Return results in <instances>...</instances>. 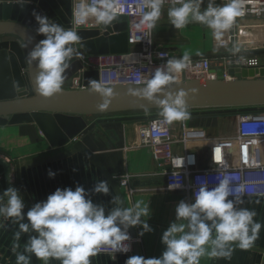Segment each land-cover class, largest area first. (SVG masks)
<instances>
[{"label":"clouds","instance_id":"9594fccd","mask_svg":"<svg viewBox=\"0 0 264 264\" xmlns=\"http://www.w3.org/2000/svg\"><path fill=\"white\" fill-rule=\"evenodd\" d=\"M166 2L143 0L146 11L140 23L149 34L156 27ZM19 3L23 7L30 0H19ZM204 4L205 0H174L167 12L170 24L179 30L198 23L211 29L213 36L220 40L237 18L245 14L244 0H227L222 4H217V0H207L202 10ZM116 7L117 0H78L73 15L77 23L91 18L97 25L108 26L117 19ZM33 16L37 23L35 33L44 38L32 47L27 63L32 65L35 62L37 93L49 98L62 91L72 61L84 59V54L76 47L81 37L77 31L65 28L46 15L33 12ZM239 51L238 47L232 49L233 54ZM165 55L159 54L161 59ZM190 62L188 52L167 59L140 90L144 98L160 107V115L168 123L190 119L186 93L183 90L175 93L165 90L173 82V74L188 68ZM250 63L255 64L256 61ZM91 89L101 97V106L106 107L113 96L112 88L92 80ZM55 175L48 171L49 178ZM216 181L210 188L208 181L200 180L192 202L181 200L177 204L175 220L161 235L164 250L158 258L131 256L125 264H200L203 257L230 259L235 248L250 249L259 237L262 224L254 219L257 215L255 210L241 207L244 203L243 186L235 185L228 175L217 176ZM180 187L179 183L168 186L169 190ZM91 192L108 195V182L98 181ZM112 203L117 206L106 212L103 205L94 204L89 193L77 185L75 190L57 188L46 200L35 203L24 213L25 203L19 190L9 187L0 195V217L11 219L18 225L19 230L14 233L17 242L22 234L35 233L24 244L23 252L17 253V264H30L28 254L43 264H49L50 260H58L60 264H91L90 257L97 256L102 249L109 251L113 260L117 253L130 252L132 237L128 230L139 227L138 237L152 232L147 223L151 210L148 204L142 206L141 202L132 207L119 206L117 199ZM25 218L27 223L23 222ZM18 247L19 244H15L14 250Z\"/></svg>","mask_w":264,"mask_h":264},{"label":"crops","instance_id":"0c3cea01","mask_svg":"<svg viewBox=\"0 0 264 264\" xmlns=\"http://www.w3.org/2000/svg\"><path fill=\"white\" fill-rule=\"evenodd\" d=\"M225 2L227 0H217V4ZM206 3L207 0L202 5V10ZM172 6L173 4L163 6L161 17L154 27L157 46L168 48L174 57H180L184 52H188L190 56L202 55L212 58L230 54L234 47H238L240 51L237 53L255 56L259 60L257 68L246 70L254 71L257 76L260 70L264 69V7L250 8L245 19L236 20L233 27L217 40L211 29L198 23H191L183 29H174L167 16L168 9ZM17 37L10 28L0 27V42H15L13 47L16 49L20 47L28 67L27 56L30 46L24 40L17 42ZM16 49L13 58L20 64ZM138 50L137 46L127 48V52ZM197 52L200 55H197ZM33 69L36 75L35 63ZM24 70L27 69H21V73H16L20 82H26L22 74ZM188 111L190 119L169 123L173 140L172 150L175 154L193 151L196 167L209 168V141L234 137L237 132V115L241 110L221 108L188 109ZM146 119L142 113L98 115L86 120L85 129L76 136V139L98 158L112 176L119 178L129 175L128 187L122 188L127 206L132 207L135 203L141 202L142 206L148 204L151 210L147 223L153 231L138 237L137 233L141 229L135 227L140 256L158 258L164 250L161 235L175 220L177 204L181 200L190 203L192 198L185 190L167 189L164 176L156 167L149 150L138 145L137 130ZM184 138L187 139L186 142H183ZM68 152L71 154L64 158L32 165ZM0 156L12 164L13 185L24 200L26 212L35 203L46 200L47 196L57 188L75 190L77 185L82 186L89 193V198L94 204L103 205L106 212L117 206L112 203V200L117 198L110 186L108 195L91 192L98 181H106V179L85 156L74 151L71 143L50 147L34 124L0 127ZM49 170L56 173L53 178H49ZM4 191L2 177L0 195ZM4 199L6 201L7 198ZM243 199L244 203L241 207L255 210L257 215L254 219L262 224L258 239L248 250L235 248L230 259L203 257L200 264H264V197H243ZM4 219L0 217V225H2L0 226V264H17L16 255L23 252L25 234H22L20 241H15L14 233L19 230L18 225L11 219L5 221ZM17 243L19 247L14 250V245ZM131 256H134L133 251L125 254L117 253L113 260L109 251H100L97 256L90 257V260L91 264H125ZM34 264H43V262L34 257ZM49 264H60V261L50 260Z\"/></svg>","mask_w":264,"mask_h":264},{"label":"water","instance_id":"95a60500","mask_svg":"<svg viewBox=\"0 0 264 264\" xmlns=\"http://www.w3.org/2000/svg\"><path fill=\"white\" fill-rule=\"evenodd\" d=\"M0 27L10 28L17 35V42L24 40L32 47L44 37L36 35L37 23L33 12L48 16L54 22L70 28L71 1L70 0H30L21 7L19 0H0ZM16 1L18 3H6ZM99 30H78L81 37L79 46L88 54L126 53V21L124 16H117L116 21L108 26L101 25ZM15 42H0V127L34 124L50 147H58L68 143L72 149L85 156L106 179L113 190L121 207H128L122 187L118 185V178L112 176L98 158L90 152L76 136L86 127V116L112 115L121 113H143L161 111L160 107L148 101L140 94L145 87L133 84H118L112 88L113 96L106 107L99 95L91 89V81L98 82L97 71L79 73L81 64L73 60L71 68L66 72L68 76L60 93L45 98L36 91L34 69L25 64L20 47H13ZM16 44V43H15ZM18 51L20 64L16 63L14 50ZM26 82H20L16 73H21ZM216 79L184 80L171 83L166 91L173 93L183 90L188 109H221L264 106V69L255 76L254 71L230 68L229 75L233 79H223L222 70H215ZM255 76V77H254ZM17 79V81H16ZM77 79V88L74 80ZM159 98H163L160 96ZM71 152L50 157L49 162L64 158ZM0 168L5 190L13 185L12 164L0 156ZM23 212L26 213L25 209ZM24 223H27L25 218ZM132 237V251L134 256H140L136 241V230L129 228ZM33 232L25 234V244ZM30 256V264H34V256Z\"/></svg>","mask_w":264,"mask_h":264},{"label":"built area","instance_id":"2783aa9c","mask_svg":"<svg viewBox=\"0 0 264 264\" xmlns=\"http://www.w3.org/2000/svg\"><path fill=\"white\" fill-rule=\"evenodd\" d=\"M71 1L70 29L78 31L91 28L95 22L89 19L84 23H77L74 9L78 0ZM94 2V0H89ZM174 0H167L164 6L173 4ZM264 7V0H244V15L237 20L245 19L249 9ZM146 9L143 0H117V16H124L126 21V39L131 46H137L138 51L126 53L88 54L79 45L77 49L84 54L79 73L97 71L98 82L113 87L118 84L146 85L151 75L158 67H162L167 59L174 58L170 50L157 46L154 38V28L149 34L141 25V18ZM101 32V25H97ZM160 53H166L163 59ZM191 62L185 70L174 73L172 83L184 80L216 79L215 70H222L223 79H233L229 75L230 68L250 69L259 66L255 56L235 53L220 57L190 56ZM255 60L252 64L250 61ZM77 88V79L74 80ZM187 139L184 138L183 142ZM137 142L146 147L153 161L164 176L165 187L179 183L180 188L193 199L200 180L208 181L209 187H214L216 177L228 175L235 185L243 186L244 197H264V106L255 109L241 110L237 115V132L232 138H220L209 141L210 167L198 169L193 151L175 154L172 150L173 140L169 123L159 114L150 117L139 126ZM214 160V162H213ZM2 173H0V179ZM129 175L118 178L120 187H128ZM232 198V197H229ZM5 221V219H4ZM133 241V240H132ZM137 241V238H136ZM105 251V250H101ZM132 252V244L131 251Z\"/></svg>","mask_w":264,"mask_h":264},{"label":"rangeland","instance_id":"374dc122","mask_svg":"<svg viewBox=\"0 0 264 264\" xmlns=\"http://www.w3.org/2000/svg\"><path fill=\"white\" fill-rule=\"evenodd\" d=\"M90 27H91V28H88V29H86V30H97V29H96L97 26H96V23H95V22H94ZM127 46L129 47V46H131V45H129V44L127 43ZM80 48H81V47H80ZM81 49H82V48H81ZM259 107H263V106L239 107V108H236V109L244 110V109H250V108L255 109V108H259ZM160 112H161V111H150V112H143L142 114L144 115V117H146V118L148 119V118H150V117H153V116H157V115H159ZM93 117H95V116H86V117H85V120H87V119H91V118H93Z\"/></svg>","mask_w":264,"mask_h":264}]
</instances>
